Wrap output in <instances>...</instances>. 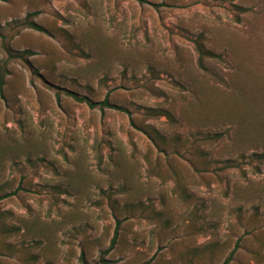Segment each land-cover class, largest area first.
Masks as SVG:
<instances>
[{
    "label": "rangeland",
    "instance_id": "1",
    "mask_svg": "<svg viewBox=\"0 0 264 264\" xmlns=\"http://www.w3.org/2000/svg\"><path fill=\"white\" fill-rule=\"evenodd\" d=\"M4 47L0 264H264V0H0Z\"/></svg>",
    "mask_w": 264,
    "mask_h": 264
},
{
    "label": "trees",
    "instance_id": "2",
    "mask_svg": "<svg viewBox=\"0 0 264 264\" xmlns=\"http://www.w3.org/2000/svg\"><path fill=\"white\" fill-rule=\"evenodd\" d=\"M240 10H243L241 8H239ZM28 27L44 32V29L42 27H40L39 25H37L35 22L33 21H25V23ZM195 50L197 52V62L200 68H202L203 70L206 69V67L203 65V61L205 59H220V54L215 53L214 51L205 48L203 43L198 39L195 41ZM4 51L6 54V58L4 60H2L0 62V92H2L3 86H4V82H5V75L7 74V65L9 60L14 59V58H23L24 55H28L30 54V51L25 50L22 51L21 53H12L11 50L9 48L4 47ZM68 95H70L74 100L79 101V102H85L89 107H95L98 106L99 108H103L105 106H113L111 103L108 102V99H104L101 102H93L88 98H85L83 96H77L74 93H70L68 92ZM121 108V107H120ZM161 112L163 114H165L167 117H170L169 113L161 110ZM253 156H255V158L257 159V161L259 163H263L264 162V153H259V154H253ZM256 170H259V167H256ZM15 192V191H14ZM118 225V223H117ZM116 231L113 234V237L110 240V244H109V248H112L115 244V239H116ZM108 248V249H109ZM237 248V243L234 246V249H232L229 254L225 257V259L220 263V264H229L232 256L235 252ZM82 258V257H81Z\"/></svg>",
    "mask_w": 264,
    "mask_h": 264
}]
</instances>
